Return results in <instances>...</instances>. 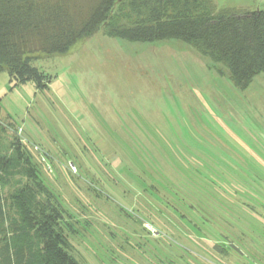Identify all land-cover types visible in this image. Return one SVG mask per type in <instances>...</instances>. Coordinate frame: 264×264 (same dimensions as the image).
Instances as JSON below:
<instances>
[{
    "label": "rangeland",
    "instance_id": "rangeland-1",
    "mask_svg": "<svg viewBox=\"0 0 264 264\" xmlns=\"http://www.w3.org/2000/svg\"><path fill=\"white\" fill-rule=\"evenodd\" d=\"M32 66L52 77L48 90L12 88L0 72V121L71 216L82 264H264L261 74L241 90L182 41L101 30Z\"/></svg>",
    "mask_w": 264,
    "mask_h": 264
},
{
    "label": "trees",
    "instance_id": "trees-1",
    "mask_svg": "<svg viewBox=\"0 0 264 264\" xmlns=\"http://www.w3.org/2000/svg\"><path fill=\"white\" fill-rule=\"evenodd\" d=\"M100 30L128 42L182 41L241 90L259 74L264 81V7L216 12L209 0H0V72L12 88L44 92L52 77L32 63ZM40 172L15 126L0 121V264H82L69 241L72 218Z\"/></svg>",
    "mask_w": 264,
    "mask_h": 264
}]
</instances>
